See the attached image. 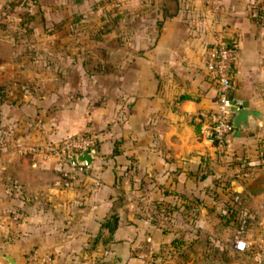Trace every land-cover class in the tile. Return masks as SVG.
<instances>
[{
  "label": "crops",
  "instance_id": "0c3cea01",
  "mask_svg": "<svg viewBox=\"0 0 264 264\" xmlns=\"http://www.w3.org/2000/svg\"><path fill=\"white\" fill-rule=\"evenodd\" d=\"M121 2L124 14L110 17L121 31L81 25L98 11L96 0H37L28 32L0 27V264L3 255L20 264L32 249L49 255L46 264H152L137 247L155 244L154 202L200 200L188 211L202 214L230 188L254 198L258 191L239 179L264 181V122L232 131L217 149L200 140L195 119L214 104L204 59L220 36L238 51L231 98L264 114V0ZM16 20L0 15L13 27ZM107 33L119 38L103 48ZM75 133H94L96 144L74 178L52 157L19 152ZM231 155L241 162L231 164ZM242 165L248 176L232 174ZM124 168L126 195L141 186L140 222L134 208L118 205ZM233 241L212 243L243 255Z\"/></svg>",
  "mask_w": 264,
  "mask_h": 264
},
{
  "label": "rangeland",
  "instance_id": "374dc122",
  "mask_svg": "<svg viewBox=\"0 0 264 264\" xmlns=\"http://www.w3.org/2000/svg\"><path fill=\"white\" fill-rule=\"evenodd\" d=\"M121 1L124 0H96V2H100L98 11L90 13L89 17L83 21L84 24L79 23V25H84L87 30L95 33H99L101 29L109 25H116L120 28L119 31L123 30L124 23H116L110 18L124 14L125 7ZM36 3L37 0H0V15L4 13L10 16L15 15L18 18L17 15L23 10L34 11L33 6ZM31 4H33L32 7H30ZM118 4L121 5L120 8H118ZM13 25L0 21V27L5 31L12 30ZM76 26L74 23L73 27ZM105 36L103 44L100 45L103 48H106L107 43L119 38V36L114 37L113 33H107ZM215 157L219 160L220 153L215 152ZM239 160V157L231 155L229 162L238 165L241 162ZM236 168L232 174L238 173L239 175L244 170L243 165ZM124 170L125 168L116 176L118 205L122 208L125 206L134 208L133 217L140 222L142 218L146 217L141 213L143 205L141 186L139 183L135 185L131 198L129 197L130 193L126 195V190H128L126 180L128 181L129 173H125ZM128 170L126 168V171ZM224 182L227 181L224 180ZM227 183L230 185L229 181ZM237 183L249 190H252L253 187L258 193L254 198H251L248 195H242L243 189L230 188L227 191L228 199L214 198V203H211L208 211L202 214H199L198 211L195 214L188 211L191 206H202L200 200L180 198L174 201L154 202L156 206L160 204L161 208L156 207L157 211L148 217L150 223L157 229V233L154 235L156 241L153 246L150 245L151 241L141 243L137 247L138 253H145L152 264H264V181L251 184L246 183L245 179H239ZM150 237L153 235L150 234ZM236 238H243L248 244L244 254L238 257L227 251L225 243L221 247L212 243V240H217V244H219L220 240L230 241ZM29 251L23 254L20 264H29L26 259Z\"/></svg>",
  "mask_w": 264,
  "mask_h": 264
},
{
  "label": "built area",
  "instance_id": "2783aa9c",
  "mask_svg": "<svg viewBox=\"0 0 264 264\" xmlns=\"http://www.w3.org/2000/svg\"><path fill=\"white\" fill-rule=\"evenodd\" d=\"M237 48L226 36H220L212 45L208 46L204 59V68L208 78L215 86L214 104L206 109H200L195 114L199 124V138L204 143L212 144L217 149H222L228 135L232 132L231 96L229 94L233 65L237 59ZM96 144L94 133H75L57 141L48 140L39 144L25 145L19 148L22 154H30L32 157H52L61 162L65 168L63 174L74 178L78 172H84L87 166L71 165L67 158L72 153L87 149L93 154ZM249 172L242 170L241 175L246 177ZM237 197V196H236ZM247 241L236 238L233 247L237 250H245ZM26 259L29 264H46L50 257L46 253H38L30 250Z\"/></svg>",
  "mask_w": 264,
  "mask_h": 264
},
{
  "label": "water",
  "instance_id": "95a60500",
  "mask_svg": "<svg viewBox=\"0 0 264 264\" xmlns=\"http://www.w3.org/2000/svg\"><path fill=\"white\" fill-rule=\"evenodd\" d=\"M231 118L232 131L239 133L240 130L252 132L254 127L264 122V114L253 108H249L244 100L238 98H231ZM93 154L87 149L81 150L77 153H72L67 162L71 165L89 166L92 161ZM2 258L7 264H13L14 260L8 256L3 255Z\"/></svg>",
  "mask_w": 264,
  "mask_h": 264
},
{
  "label": "trees",
  "instance_id": "16d2710c",
  "mask_svg": "<svg viewBox=\"0 0 264 264\" xmlns=\"http://www.w3.org/2000/svg\"><path fill=\"white\" fill-rule=\"evenodd\" d=\"M10 4H13V2H10ZM18 18L16 20L15 26L12 30H20L21 32H28L30 30V20L33 18V12L31 10H23L22 12H19L17 15ZM117 16L112 17L113 19H116ZM113 21V20H112ZM102 28V27H101ZM110 29V26H106L103 29L99 31L101 32H106ZM3 91L2 88L0 87V102L3 100ZM78 174V173H77Z\"/></svg>",
  "mask_w": 264,
  "mask_h": 264
}]
</instances>
